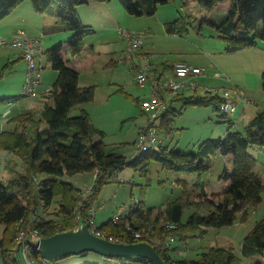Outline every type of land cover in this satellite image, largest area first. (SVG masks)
<instances>
[{"label": "trees", "instance_id": "16d2710c", "mask_svg": "<svg viewBox=\"0 0 264 264\" xmlns=\"http://www.w3.org/2000/svg\"><path fill=\"white\" fill-rule=\"evenodd\" d=\"M23 1L25 0H0V20ZM88 1L31 0L34 9L39 13L54 10L63 23V29L72 32L71 38L66 42L72 54L84 51L86 37L96 33L95 27L84 24L77 12V6ZM120 1L129 13L141 16L157 13L161 4L171 0ZM194 1L207 9H214L222 4L230 8L229 12L218 20L211 21L226 42V52L257 46L258 41L264 39V0H185L186 3ZM196 20L198 18L193 15H181L166 22V31L170 34H184ZM46 53L48 61L58 71L52 88L45 93L51 101L46 102L40 110L13 115L9 121L15 126L0 130V148L16 153L22 160V167H19L17 162L4 165L6 180L0 179V225L5 227L0 239L3 264H24L17 241L22 232L28 239L31 237V229H37L42 237L54 236L59 232L75 229L78 215L82 223H89L95 230L104 233L105 237H112L117 241H141V238L136 237L134 230L139 229L145 222H153L156 235L170 233L187 243L196 231L204 235L210 227L231 225L239 217L246 221L250 209L262 202L264 173L256 170L257 158L251 154L250 147L264 150V109L250 119L243 131L234 130L236 122L231 119L228 121L229 130L224 137L207 138L195 151L182 150L160 142L148 150L127 156L106 149V132L94 123L89 110L84 107V104L94 100L98 86H80V71L65 59L63 43L50 47ZM262 80L264 88V71ZM185 92L171 96L169 106L160 118L159 129L165 126L168 132L172 130L173 128H169L173 121L171 115L175 117L191 105H213L221 116H228V113L222 111L224 99L219 94L196 91L187 95ZM16 96L0 97V102L19 100L24 94ZM143 100L138 99L139 105L142 106ZM177 100L183 101L180 108L173 107V102ZM218 152L226 156L231 155L233 166L231 171L226 168L222 175L227 184L221 191L210 194L202 176L211 169L206 159ZM154 161L161 162L164 170L198 173L197 180L188 188L187 179H179V183L184 186L183 193L158 212L153 208L146 209L145 201L140 199L136 207H132L124 216V220L115 222L112 217L93 225L94 199L98 197L106 182L117 179L114 172H121L131 166L146 177V184H150V167ZM96 170L99 174L93 185V192L78 206L83 197L82 190L62 177L66 174ZM188 209L191 213L185 219L184 215ZM166 222H174L176 227L166 230ZM145 239L154 245L167 264L242 263V257L235 252L232 244L211 246L201 252L200 257L187 259L177 257L172 252V244L163 247L151 239ZM242 244L243 255H264V218L257 221L255 228L246 235ZM29 253L36 260L41 256L35 244H32ZM92 255L99 254L85 251L78 256L88 258ZM127 259L133 262L131 264H153L146 258ZM55 260L60 262V259ZM254 264H264V260H258Z\"/></svg>", "mask_w": 264, "mask_h": 264}, {"label": "rangeland", "instance_id": "374dc122", "mask_svg": "<svg viewBox=\"0 0 264 264\" xmlns=\"http://www.w3.org/2000/svg\"><path fill=\"white\" fill-rule=\"evenodd\" d=\"M26 2L31 4L33 10L31 0H26ZM109 6L112 14L110 20L113 19L112 29L98 26L96 33L86 37V40L94 41L91 50L95 52L97 61L92 68L82 72L81 79L82 84L88 81L92 83L89 85L98 86L94 100L84 106L88 108L94 123L106 132L104 141L107 144V150L124 153L127 156L138 153V134L152 119L150 112L144 111L138 102L139 98L142 100L151 95V86L149 84L141 86L137 82L135 65L126 60L127 43L120 34V28L142 36L145 47L150 49L149 55L152 63L157 64L160 70L163 68L168 70L172 65L171 62L176 60H185L190 64L209 69L207 76L198 78L202 87L197 92L205 93L204 87L225 86L229 89L239 90L251 100L246 104L245 110H242V107L245 106L242 103L236 112L229 113L227 117L221 116L212 107L213 105H191L185 108L183 113L175 115V117L171 115L173 121L169 128H173L172 130L168 132L165 126L160 128L159 132L163 143L182 150L195 151L198 145L207 138L224 137L229 130L228 121L231 119L236 122L234 130L243 131L250 119L264 109L262 80L264 39H260L257 46L231 53L226 52V42L221 38L211 21L218 20L228 13L230 8L227 5L222 4L214 9H207L197 1L186 3L185 0H171L161 4L157 13L141 16L129 13L120 0H114ZM16 15L17 11H14L6 17L13 18ZM181 15H193L198 20L192 22L184 34L168 33L166 22L173 21ZM45 18L60 20L58 15L52 14L50 11L39 13L34 9L32 19L20 21L18 25L27 29L26 24H28L29 27L38 29L39 26L35 25L40 24V20L44 21ZM3 20L5 19L0 20V37H13L16 32L6 35L7 32L3 30L5 28L2 24ZM56 24L54 23V25ZM62 24L60 20V26H57V32L54 35L50 29L46 35L44 29L39 35L42 38V52L38 56V61L44 66V69L42 83L37 88L38 95L23 96L12 102H0V130L10 129L13 126V123H7L8 119L5 117L7 110H11L10 115H14L38 106L42 101L43 93L53 85L57 76L52 80V73L47 75V72L53 71L58 74V71L49 63L46 50L69 38L70 31L63 29ZM107 49L111 50L113 55H108ZM22 51L21 48L15 47L10 42L0 46V73H2L0 97L14 95L13 97L16 98V95L24 94L28 64ZM111 58L114 59L113 64H110ZM166 64L171 65L164 67ZM218 72L222 73V77L216 76ZM228 77L229 81H227ZM185 93L192 94L191 91ZM174 95L171 94V96ZM182 104V100H177L173 102V107L180 108ZM41 107L39 106L37 109ZM156 122L161 123V119H157ZM250 152L257 158L256 170L263 174L264 150L251 146ZM206 161L211 165V169L202 176L207 184V189L210 194L221 191L222 184L226 182L222 179V175L226 168L231 171L233 158L231 155L226 156V154L218 152L211 154ZM8 162H17L18 166L22 167V160L16 153L0 148V179L6 180L3 172L4 165ZM150 168L152 172L150 184H146V177H143L138 169L128 166L121 170L115 181L106 182L102 186L92 206L97 224L114 217L121 206L125 207L123 214L126 216L132 207H136V203L140 199L145 201L146 209L153 208L155 212H158L183 193L184 186L179 183V179H187L188 188H191L198 177V173L187 170H164L159 161H154ZM95 172L66 174L62 179L72 182L76 188H80L83 193H86L89 187L93 188L95 184ZM190 213L191 210H186L184 218L187 219ZM262 218H264V192L262 202L250 209L246 221H242L239 217L231 225L221 228L210 227L204 235H201L200 231H196L187 243L180 240L173 242L172 252L179 258L194 259L200 257V253L211 246L232 244L235 252L242 257L241 264H254L258 260H264V255H243L242 243L246 235L255 228L257 221ZM3 228H5L4 225H0V239L3 236ZM89 262L103 264V256L99 254L85 258L72 255L60 259V264H87ZM3 263L0 255V264Z\"/></svg>", "mask_w": 264, "mask_h": 264}, {"label": "built area", "instance_id": "2783aa9c", "mask_svg": "<svg viewBox=\"0 0 264 264\" xmlns=\"http://www.w3.org/2000/svg\"><path fill=\"white\" fill-rule=\"evenodd\" d=\"M122 38L127 43V60L133 62L136 71V80L141 86L150 85L152 93L149 97H145L142 101V108L150 112L152 119L150 123L143 127L140 131L138 138V148L139 151L148 150L158 143L162 142L160 136V129L158 127L157 119H160L163 112L169 106L168 95L177 94L181 91H198L202 85L199 83L198 78L200 76H207L208 70L206 67H200L197 65L190 64L184 60H178L172 64L171 70L167 72L158 69L150 62V58L140 52L143 45V38L140 34L133 33L129 30L119 29ZM41 37H30L27 35L23 28L17 30L13 37H0V46L8 44L9 42L15 47L21 48L24 54V58L28 64L27 78L24 85V96H37L38 89L42 81V66L39 64L38 56L42 52L41 48ZM167 69V68H166ZM217 77H222V73H216ZM224 77V76H223ZM226 79V78H225ZM229 77L227 81H229ZM205 92H211L213 94H219L223 99L221 105L222 111L226 113L236 112L239 108L240 102L244 104L250 103L251 100L243 95L239 90L233 88L229 89L225 86H212L204 87ZM167 95V96H166ZM156 120V121H155ZM120 171L114 172V177H118ZM99 171L96 170L95 176L97 178ZM93 192V188L87 190L83 193L82 200L79 202L80 206L87 196ZM124 206L120 207L119 212L113 217L115 222H120L124 220ZM93 211V210H92ZM95 216V215H94ZM93 225L96 220L95 217L92 219ZM84 223L81 221L80 215L77 216V224L75 229L83 226ZM89 224V223H88ZM90 225V224H89ZM91 227V225H90ZM166 230H171L176 227L174 222H166ZM93 232L99 236L105 237L106 235L101 231L95 230L91 227ZM136 237L141 238V240H146L145 238L151 239L160 246H169L178 239L172 234H167L163 232L160 236L156 235V228L154 223L145 222L141 225L139 229L134 230ZM31 236L29 239L25 237V233L20 234L18 244L20 246L21 255L24 260V264H60L58 260L46 259L42 255L38 260L34 259L29 253L32 244H35L38 249V242L42 238L40 232L37 229H31L29 232ZM107 238V237H105ZM109 239L114 240L112 237ZM116 241V240H115ZM133 263L127 258H112L104 257L103 264H131ZM150 264V263H148Z\"/></svg>", "mask_w": 264, "mask_h": 264}, {"label": "crops", "instance_id": "0c3cea01", "mask_svg": "<svg viewBox=\"0 0 264 264\" xmlns=\"http://www.w3.org/2000/svg\"><path fill=\"white\" fill-rule=\"evenodd\" d=\"M113 1L114 0H112L110 2L97 1V0H89L86 3H82V4H80V5L77 6L78 15H79V17L81 18V20H82V22L84 24L92 25V26L95 27V29L96 28H99L98 26H100L101 28L112 29L111 28V25L113 24V19L110 20L112 14L110 12V6L109 5ZM192 3H194V2H192ZM33 10H32L31 4H29V2H26V0H25L21 4H19L17 7H15L13 9V11L11 12V13H13L14 11H17V15L16 16H14L13 18L4 17L3 19H5V20H3L2 24L4 25L3 27H5V28H3V30H5L7 32L6 35H12L15 32H17V30L20 29V28H23L26 31L27 35L30 36V37H41L39 35H41V32H42L43 29H44V34L45 35L48 32V29L51 30V32L53 33V35L56 34V32H57L56 31L57 26H60L59 25L60 24V20H57V18H52V19L45 18L44 21H41L40 20V24L35 25L37 27L39 26L38 29H36V28L33 29V27H29L28 24H26L27 25V29L24 28L23 26H19L18 25V23L20 21L31 20L32 19V11ZM49 11L52 14H56L54 12V10H49ZM10 14H8V15H10ZM54 23H57V24L54 25ZM69 33H70L69 38L67 40H64V41L61 42L64 45V55H65V59H67V61H68V63L70 65H72L73 67L77 68L80 71V74H79L80 75V79H79L80 86H86V85L92 84V83H89L88 81L86 83L82 84L81 83V79H82V72L84 70H88L89 68H92L94 66L95 62L97 61V57H96L95 52H93L91 50L93 48V46H94L93 45V42L94 41L86 40L84 51H82L81 53H78V54H72V52L70 51V48H69L68 43H66L71 38V36H72V32L70 31ZM41 48H42V46H41ZM94 50H95V47H94ZM140 52L142 54H144V55H147L150 58V55H149L150 54V49H148V48L145 47V42L144 41H143V45H142V48H141ZM106 53L108 55H113L112 54L113 52L111 50H109V49L106 50ZM113 60L114 59L111 58L110 64H113V62H114ZM126 60H127V58H126ZM176 61H172L171 63L173 64ZM150 62L151 63L153 62L152 59H150ZM39 64H41V63H39ZM153 65L156 66V67L158 66L157 64H153ZM170 65L171 64H169V65L166 64L164 67H167V66H170ZM171 67H172V65L170 66V70H171ZM43 69H44V66H42V71H43ZM168 70L166 68H164L163 71H166L167 72ZM49 73H52V75H51L52 78H53L52 80H54V78L56 76H58V74L55 73V72H53V71L52 72L51 71L50 72H47V75ZM41 83H42V81H41ZM51 88H52V86L46 92L48 93V91ZM45 93H43V95H42V101H41V103L38 104V106H35V107H33V108H31V109H29L27 111H30V110H40V109L43 108V106H44V104L46 102H48V101L50 102L51 99L48 98L47 95H45ZM12 96H14V95H12ZM170 97H171V95L168 96V98H170ZM242 103L243 102H240V104H242ZM41 104H43V105H41ZM240 104L238 106H240ZM39 106H42V107L39 108V109H37V107H39ZM246 107H247V105L245 104V106L242 107V110H245ZM24 112H26V111H24ZM10 114H11V110H7L5 117H7V119H8L7 120V123L8 124L9 123L12 124V122H10L9 119L13 115H10ZM12 125H13L12 127L15 126L14 123ZM10 129H11V127H10ZM226 184H227V182H224V184H222V187H224Z\"/></svg>", "mask_w": 264, "mask_h": 264}, {"label": "water", "instance_id": "95a60500", "mask_svg": "<svg viewBox=\"0 0 264 264\" xmlns=\"http://www.w3.org/2000/svg\"><path fill=\"white\" fill-rule=\"evenodd\" d=\"M38 251L46 259H62L71 255H81L93 251L104 257L146 258L153 264H167L159 251L148 241L125 243L99 236L93 232L88 223L78 229L67 230L42 237L38 242Z\"/></svg>", "mask_w": 264, "mask_h": 264}, {"label": "bare ground", "instance_id": "6f19581e", "mask_svg": "<svg viewBox=\"0 0 264 264\" xmlns=\"http://www.w3.org/2000/svg\"><path fill=\"white\" fill-rule=\"evenodd\" d=\"M117 241V240H116Z\"/></svg>", "mask_w": 264, "mask_h": 264}]
</instances>
